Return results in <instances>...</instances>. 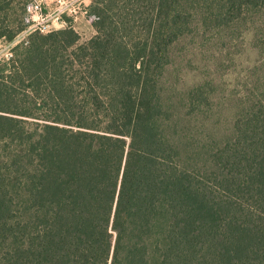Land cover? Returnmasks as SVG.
Returning a JSON list of instances; mask_svg holds the SVG:
<instances>
[{"label": "trees", "instance_id": "obj_1", "mask_svg": "<svg viewBox=\"0 0 264 264\" xmlns=\"http://www.w3.org/2000/svg\"><path fill=\"white\" fill-rule=\"evenodd\" d=\"M15 3L0 41L28 27ZM249 12L264 0H93L89 40L33 32L0 62V264H264V95L206 152L166 134L161 88L193 19Z\"/></svg>", "mask_w": 264, "mask_h": 264}, {"label": "rangeland", "instance_id": "obj_2", "mask_svg": "<svg viewBox=\"0 0 264 264\" xmlns=\"http://www.w3.org/2000/svg\"><path fill=\"white\" fill-rule=\"evenodd\" d=\"M40 1L46 13L57 7V0ZM20 2L24 0H16L10 11L18 24L23 23ZM63 19L82 42L95 35L85 18ZM189 30L171 47V61L161 79L165 104L176 112L166 134L179 139L184 133L197 150L207 152L233 137L236 118L264 95V12H249L243 22L224 28H206L195 18ZM33 32L39 31L27 28L12 41H0V62L14 59L16 48ZM182 156L184 160L189 156L186 147Z\"/></svg>", "mask_w": 264, "mask_h": 264}, {"label": "built area", "instance_id": "obj_3", "mask_svg": "<svg viewBox=\"0 0 264 264\" xmlns=\"http://www.w3.org/2000/svg\"><path fill=\"white\" fill-rule=\"evenodd\" d=\"M92 0H57V7L50 13L44 12L40 0H31L27 7L26 24L28 29L39 31L42 34L52 32L54 29L68 27L63 19L65 15L72 18L73 22H78L81 17L93 25L96 18L89 14V7ZM58 24V27H55Z\"/></svg>", "mask_w": 264, "mask_h": 264}]
</instances>
